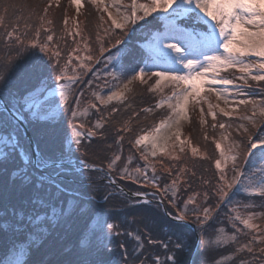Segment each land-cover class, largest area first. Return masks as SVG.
I'll return each mask as SVG.
<instances>
[{
  "label": "snow or ice",
  "instance_id": "snow-or-ice-1",
  "mask_svg": "<svg viewBox=\"0 0 264 264\" xmlns=\"http://www.w3.org/2000/svg\"><path fill=\"white\" fill-rule=\"evenodd\" d=\"M70 2L75 5L79 14L83 7L82 0ZM88 2L95 6L99 13L95 31V42L99 45L98 55H83L84 52L93 51L88 43L89 36L83 34L84 28L80 27L75 18L70 28L69 17L65 15L63 31L73 37L76 47L67 53V60L61 64L62 53L53 43L54 30L51 26L54 22L47 18L49 8L53 3L59 5L60 0H47L42 9L39 5L31 9L29 19L38 20L31 35L29 29L32 25L26 23L23 32L14 25L10 31H6L5 38L0 40V44L3 45L0 47V81H7V74L18 58L34 54L37 48L39 52L49 55L52 71L57 73L54 87L48 84L47 79H42L38 87L24 96L12 93L7 105L0 100V113H3L0 116V130L10 129L7 132L0 131V143L3 145L0 149V158L7 163L9 157L20 155L17 152L20 145L19 121L25 112L29 113V117H26L28 119L54 120L59 106L63 105L66 110L71 111L69 121L71 133L67 138L78 149L85 137L105 135V124L108 122L105 117L108 113L105 111L91 127H87L80 121V117H87L91 109L97 111L100 109L91 99L81 108L82 94H76L73 85L80 79L77 68L86 71L91 67L90 62L99 60L108 51L104 46V37H107L109 48L115 49L121 57L134 55L142 66L137 63L124 66L125 72L134 74L122 85H113L115 90H110L107 96L99 91H92L91 97L104 106L110 105L113 101L123 102L127 99L126 93L132 91L131 85L134 82L149 84L154 80L148 91L161 94L155 102V108L166 106L169 112L164 119L151 128L141 129L134 140H129L131 148L135 149L139 153V159L144 161L143 167H131L132 157H129L122 167H118V162L122 160L119 151L114 152L110 158H105L108 172L104 189L112 188L113 191H104V201L107 202L117 195L115 182L111 179V174L115 172L121 179L143 183L154 189L152 198H160L157 207L167 200V205L164 206L166 216L174 215L178 223L191 219L196 224L200 234L198 243L189 241L183 235H177V242L173 245L171 254L163 261L157 257L151 264H183L178 254L190 252L194 243L198 249L205 252L221 246L238 244L239 246L235 248L237 255L232 256V259L242 255L249 258L241 259L239 264H264V227L253 222L261 214L247 211V215L242 216L237 210L239 207L248 210L254 208L255 204L250 202L241 205L239 201L232 199L236 192L244 193L246 199L256 196L264 198V161L260 167L247 172L244 171V164L240 163L241 156L247 161L254 150L264 153V97L257 100L245 91L249 79L256 82L264 81V0H130V3H123L122 0L107 2L88 0ZM17 7L21 6L8 3V0H0V10L3 13ZM149 17L162 22L163 30H159V24L153 25ZM4 18V15L0 14V25L3 24ZM21 19L23 17H17L18 22ZM187 21L191 23H185ZM153 28L156 30L153 31ZM100 29H103L102 34ZM138 29L146 33V43L141 46L146 52L132 53L127 47L125 36L135 34ZM76 37L80 39L77 40ZM118 45L121 47L117 48ZM73 54H76L75 59L79 64L72 67L74 74L69 76L67 72L69 65L72 64ZM107 59L112 61L113 57L109 55ZM153 67H159L161 70L150 71ZM228 69H236L240 73L238 79L242 81L241 84H236L234 79L220 76L222 70ZM106 75L114 80H120L116 73ZM88 83L91 84V81ZM103 86L107 87V81ZM169 87L172 89L171 93L163 95L165 89ZM57 93L60 98L59 104L53 107L54 101L50 97ZM210 94H214L217 100H223L227 108L221 107L219 103L209 102ZM242 96L249 98L236 99ZM229 97H232L231 102ZM72 100L75 101L74 104ZM192 102L196 105L207 104V115L212 117L213 128L217 127L215 122L218 114L228 118L235 115L242 121L235 131L246 134V139L244 136L230 139L231 133L224 131L220 133L219 139L213 138L215 151L219 154L213 161L214 176L201 177L202 185L208 186L207 190L202 193L193 191L181 207L177 203L179 187L181 183H187L185 176L188 173L192 176L196 173L184 164L178 167L175 163L164 166V160L158 157L180 161L181 155L177 153H185L186 148L193 157L205 156V153L193 146L190 140L181 139V121L187 118L188 105ZM240 106H245L246 109L250 107V113L246 111L241 115ZM152 110L142 109L143 112ZM111 111L116 113L118 108L113 106ZM200 112V124L204 125L206 120L203 107ZM136 115L135 112L132 113V116ZM243 122L251 125L254 131H250ZM218 126L221 130L232 127L231 124L226 125L222 121ZM112 131L115 132L114 144L122 150L125 139L123 134L131 135L133 131L129 121H124L119 128L114 127ZM205 139H208L207 134ZM111 147L109 145V148ZM69 157L70 151L62 152L55 157L48 156L37 143L33 153L25 157L32 171L25 166V161L13 171V177L20 181L19 196L15 203H8L7 196L0 193V200L4 201L0 207V219L4 220L3 227L12 232L8 249V254L12 258L0 259V264H29L28 257L34 253H39L40 258L32 261V264H104V261L94 257L102 250L108 249L114 234L134 235L133 232L124 230L120 223L110 222L118 218L97 207L96 194L101 188L91 177L88 178L87 185L90 195L83 198L74 197L66 203L64 201L57 203L60 195L66 191L63 182L57 178L64 173L73 175L76 172ZM81 163L85 170L97 168L95 163L89 164L85 161ZM157 163L164 166V170L170 176H173L175 169L170 183L161 186V178L157 175ZM149 169L152 172L151 177L148 175ZM100 171L103 172L104 169L101 168ZM119 195L135 203L133 197H144L147 194L140 191L125 193L121 188ZM212 199L216 200L215 205L211 204ZM144 202L150 204L152 200L146 199ZM227 204L233 205L230 213H235L226 216L228 223L231 224V234L225 227H217L212 223L220 215L219 210ZM260 206L264 207V201ZM171 209H176L175 213ZM80 220H90L92 223L88 225L86 234L80 237L76 252H73L72 247H65L63 242ZM237 223L253 233L245 243H239L237 233H241V229ZM118 229L120 231H117ZM209 229L212 234H209ZM17 234H23L24 239L17 240ZM134 239L136 246L131 251L121 243L120 247L125 249L121 264H149L140 255L143 251L142 237L136 234ZM149 243L153 241L150 240ZM170 243L171 239L164 244L166 251ZM18 245L23 246L19 251ZM112 264L116 262L113 261ZM215 264L221 262L216 260Z\"/></svg>",
  "mask_w": 264,
  "mask_h": 264
},
{
  "label": "trees",
  "instance_id": "trees-1",
  "mask_svg": "<svg viewBox=\"0 0 264 264\" xmlns=\"http://www.w3.org/2000/svg\"><path fill=\"white\" fill-rule=\"evenodd\" d=\"M8 3H14L21 7L16 9H9L7 13H3L0 10V14L4 15L3 24L0 25V40L5 38L6 31H10L12 26H17L20 28V31L25 30V24H31L32 28L29 29V34H32L34 27L38 24V20L29 19L30 11L35 6L39 5L42 9L43 5L47 3V0H8ZM83 7L80 9L78 14L76 11L75 5H73L70 0H60L59 5L53 3L52 7L49 8L48 19L53 20V25L51 26L54 30V40L59 50L62 53L61 64L67 60V53L74 47L76 44L73 42V37L68 36L64 33V16L69 17V27H72V20L75 18L77 23L81 28H84V35L89 36L88 43L92 48V52H84L83 55L92 54L93 56L99 54V45L95 42V31L97 26L98 11L95 6L91 5L88 0H82ZM17 17H23V19L17 21ZM152 20L151 17L148 18ZM85 23L87 27L85 28ZM185 23H191L187 21ZM153 25L159 24V30H163L162 22L157 20H152ZM107 25H105L106 27ZM153 31L156 28L152 29ZM101 34L103 29H100ZM41 39H43V34ZM79 40V37H76ZM107 37H104L105 48L108 49L104 55L99 60H93L91 67L89 69L81 70L77 68V72L80 74V79L75 82L73 85L76 94H82V104L81 108L87 103L88 100H92L97 103L100 111L96 109H91L87 117H80V121L85 123L87 127H91L94 121L100 118L101 115L106 111L108 116L105 117V120L108 122L105 124V135L95 136V137H85L82 141V146L78 149L77 146L72 143L67 136H70L71 129L69 127V121L71 119V111L66 110L63 105L59 106V111L54 120H32L26 117H29V113L25 112L24 117H22L24 123L28 127L32 138L35 144L39 143L42 151L48 156H58L62 152H69L72 161L73 169H76L75 174L69 175L67 173L62 174L57 179L63 182V186L66 188V191L60 195V200L57 201L59 204L61 201L65 203L73 199L74 197L83 198L85 195H90L89 189L87 187L89 183V177L92 178V181L95 182L100 188L101 191L96 194V205L98 208H103L106 212L111 213L114 217L118 219L110 222H118L122 225V228L126 231L133 232V236H128L126 234L122 235H113L111 238V244L108 246V249L102 250L94 258L104 261V264H112L113 261L116 264H121V257L125 249L120 247L121 243L125 245L129 251L136 246V241L134 236L136 234L142 237L141 243L143 244V251L140 253L141 258L146 259L149 264L157 257L159 260L163 261L167 255H170L173 249V245L177 242L176 236L183 235L189 241H195V233L185 223H178L170 220L163 212L162 206L157 207L159 204L157 201H153L150 204H145V202L140 201L136 198H133L135 203L129 202L125 197L119 195V190L115 188L117 195L109 199L107 202L103 199L104 191H113L112 188L104 189V185L107 183L106 174L108 172L106 164V157H111L114 152L119 151L122 156L121 162H118V167H122L123 163L128 160L129 157H132L131 167L141 166L143 167L144 161L139 159V153L131 148L129 140H134L135 136L140 133L141 129L151 128L154 124L158 123L160 120L164 119L169 110L166 106L162 108H155V102L159 99L161 94L150 92L148 88L151 87L153 80L149 84H141L140 82H134L131 85L132 91L126 93L127 99L123 102L113 101L110 105L104 106L100 105L98 101H95L91 97L92 91H99L103 95V85L107 81V86L111 82V76L106 75V73H112V69L115 65V62L118 61L119 66L121 67V77L119 81L123 79H128V72H125L124 66H129L132 63L139 64V60L134 57V55H126L121 57L115 49L109 48L107 43ZM125 41L127 47L132 53L146 52V49H143L141 46L146 43V33L140 31L139 29L135 34H129L125 36ZM114 42V40H113ZM0 47H3L0 44ZM81 47L83 45L81 44ZM120 48L121 46H116ZM73 54L72 64L69 65L67 74L72 76V67L79 64V61L75 59ZM111 55L113 57L112 61H109L107 57ZM86 63H88L86 61ZM142 66V64H139ZM139 70V67L136 69ZM236 69H228L224 74L229 75L232 79L238 78V75H234ZM57 73L52 71V64L49 62V55L39 52L38 48L34 50V54H26L22 58H18L13 67L10 69L7 74V81H0V97L3 101L8 104V101L11 98L12 93H16L19 96L26 95L29 91L35 89L39 86V82L42 79H47L48 84L51 87L55 86V75ZM123 75V76H122ZM127 77V78H126ZM147 79V77H145ZM91 81V84L88 82ZM250 87L248 94L254 99H260L264 97V81L256 82L249 79ZM170 90L164 91L163 95H168ZM248 96H243L240 99H247ZM54 101L53 107L59 104V95L58 93L54 97H50ZM74 104L75 101L72 100ZM115 106L118 108L116 113H112L111 108ZM144 108H152L151 112H143ZM248 111L250 113V107L245 108V106L239 107V113L241 115L245 114ZM135 112L137 115L132 116V113ZM3 113H0L2 116ZM206 123L204 125L200 124V118L197 115L193 114L190 116V120L187 125L184 127L183 131L185 133V138L191 141L193 146L198 147L199 151L205 153V156H196L193 157L190 150L186 148L185 153L181 155L180 161H172L167 157L160 156L158 159L164 160V166H171L175 163L177 167L180 164H184L186 167L191 168L192 171L196 173L195 176H192L191 173H188L185 176L187 183H181L179 187V192L177 194V203L179 206H183V202L187 199L193 191H200L201 193L207 190L208 186H204L201 183V177L212 178L215 173L214 168V159L218 157V153L215 151V144L213 138L219 139L220 133L222 131L226 133H231L230 139H238L240 136H244L246 139V134L237 133L235 131L237 125L242 123L234 115L232 118L222 117L218 114L216 124L217 127L213 128V120L208 117L205 119ZM124 121H129V126L132 128L131 135L124 133V142L122 150L119 146L114 144L115 132L112 129L119 128ZM224 122L226 125L231 124V128H226L221 130L219 128V123ZM250 131L251 125L247 122H243ZM0 131H10V129L5 128ZM205 134H207L208 139H205ZM19 135H20V145L17 148L19 156L9 157L7 163L0 158V193H3L7 196L8 203H15L17 197L19 196V185L20 181L18 178L13 177V171L19 167L22 161H25V166L28 167L29 171H32L31 165H27L25 157L31 155L30 146L23 134L21 127L19 126ZM109 145L112 147L109 148ZM3 148L2 143H0V149ZM210 157L211 159L205 158ZM85 161L89 164L95 163L97 165L96 169H87L83 168V163ZM264 161V153H261L259 150H254L253 153L249 156L247 161L243 160V157L240 158V163L244 164V171H249L261 166V162ZM164 166L157 163V175L161 178V186L165 183H170L171 179L175 174V169L173 170V176L168 175L164 170ZM103 168L104 171L101 172L100 169ZM82 173V175H81ZM114 179L122 185L127 190L132 192L140 191L148 195L149 198H152V193L155 191L150 186L143 183H133L130 180L121 179L115 172L111 174ZM148 175L151 177L152 172L149 169ZM215 183V180H213ZM171 193H169V197ZM153 199V198H152ZM159 199V197L155 198ZM234 201H239L242 205L243 203H254L255 207L245 210L242 207H239L237 210L242 214V216L247 215V211H253L260 213V216L253 221L258 226L264 227V207H261V202L264 201L262 197H248L246 199L245 194L241 192H236L232 196ZM4 201L0 200V207L3 206ZM216 200L212 199L211 204L215 205ZM167 205V200L164 201V206ZM191 207V206H190ZM233 207L231 204L224 205L219 211L220 215L216 217L215 221H212L217 227L223 226L228 231L229 234L232 232L231 224L228 223L226 216L228 214L235 215V213H230V209ZM175 213L176 209H171ZM134 221V222H131ZM188 221L194 223L191 219ZM4 220L0 219V259H5L9 257L8 249L11 244L12 232L10 229H5L3 227ZM92 221L80 220L77 221L71 232L68 234L67 239L63 242L64 246H71L73 252H76L80 237L86 234L87 227ZM195 224V223H194ZM196 226V224H195ZM237 226L241 229V233H237L239 237V243H245L248 239L251 238L253 234L251 230L243 228V225L237 223ZM117 231H120L118 229ZM196 231L198 236L200 235L197 226ZM209 234L211 229H209ZM17 240H23V234H17ZM171 239L172 243L169 244L168 250L164 248V244L168 243ZM153 243H149V241ZM195 244V243H194ZM194 244L190 252H186L182 255L178 254L179 258L182 259L183 264H187L189 257L192 255L191 264H215L216 260H219L221 264H239L241 259H247L249 257L239 256L237 259H232V256L237 255L235 253V248L238 247V244L221 246L214 250L205 252L203 249L194 250ZM259 247V245H257ZM194 250V251H193ZM40 258L39 253H34L31 257H28L29 264H32V261Z\"/></svg>",
  "mask_w": 264,
  "mask_h": 264
},
{
  "label": "rangeland",
  "instance_id": "rangeland-1",
  "mask_svg": "<svg viewBox=\"0 0 264 264\" xmlns=\"http://www.w3.org/2000/svg\"><path fill=\"white\" fill-rule=\"evenodd\" d=\"M106 2H107V0H106ZM122 2L123 3H130V0H122ZM153 15H155V14H153ZM159 70H161V68H159V67H153L152 69H150V71H153V72L154 71H159ZM226 71L227 70H222L220 72V76L223 77V78L232 79L229 75L224 74ZM235 71H237V70H235ZM112 73H116L117 76L121 77V67L119 66L118 61L115 62V65H114V67L112 69ZM133 74H134L133 72H128V76L127 77H129L130 75H133ZM253 74H255V72ZM234 75L240 76V73L237 71V72H234ZM120 80H122V79H120ZM123 80L125 82L127 79H123ZM234 80H235L236 84H241L242 83V81H240L238 78H235ZM124 82L123 81H119V80H114L113 78H111L110 84L103 89V92H102L103 95L107 96L110 90L114 91L115 88L113 87V85H115V84H121L122 85ZM153 83H154V80H153ZM205 87H207V86H205ZM220 87H222V86H220ZM229 87H231V86H229ZM249 88L250 87L245 86V91L247 93L249 92V90H251ZM167 90H170L169 94L172 91V89L170 87L165 89V91H167ZM240 98L241 97H237L236 99L239 100ZM242 98H243V96H242ZM208 100L212 104L219 103L221 107H226L227 108V106L224 104L223 100H217V98H216V96L214 94H210L208 96ZM231 100H232V97H229V101L230 102H231ZM201 107H203V109H204V113H203L204 119H206L208 117L212 118L211 116L207 115V104L196 105L194 102L189 103L188 110H187V118L181 121V139L185 138L184 137L185 133H184L183 129L187 125V123L189 122L190 116L195 114V115H197V117H199L201 119V112H200ZM20 247H23V246L22 245H18V249H17L18 251H19ZM8 258H12V257L9 256Z\"/></svg>",
  "mask_w": 264,
  "mask_h": 264
},
{
  "label": "water",
  "instance_id": "water-1",
  "mask_svg": "<svg viewBox=\"0 0 264 264\" xmlns=\"http://www.w3.org/2000/svg\"><path fill=\"white\" fill-rule=\"evenodd\" d=\"M0 100H2V98L0 97ZM5 103V102H4ZM6 104V103H5ZM19 125H20V127H21V129H22V131H23V134H24V136H25V138H26V140H27V142H28V144H29V146H30V149H31V154L33 153V151H34V148H35V142H34V140H33V138H32V135H31V133H30V131L28 130V128H27V126L24 124V122L22 121V119L19 121ZM33 163H35V160L33 159ZM111 179L115 182V187L117 188V189H123L124 190V192L125 193H131L132 191H130V190H127L126 188H124L122 185H120L117 181H115L114 179H113V177L111 176ZM133 198H136V199H139V200H141V201H145L146 199H149V200H152V201H155L154 199H150V198H148V196L146 195V196H144V197H133ZM157 202L160 204V200H157ZM162 206V210H163V212H164V204H162L161 205ZM170 220H172V221H174V222H176L175 221V219H174V215L173 216H167ZM182 223H185V224H187V225H189V227L194 231V233H195V241L198 243V233H197V231H196V227H195V225L192 223V222H190V221H186V222H182ZM196 243L194 244V250L196 249ZM193 250V251H194ZM191 261H192V255L189 257V259H188V262H187V264H191Z\"/></svg>",
  "mask_w": 264,
  "mask_h": 264
}]
</instances>
